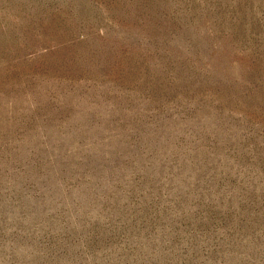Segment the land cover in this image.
<instances>
[{"label":"rangeland","instance_id":"rangeland-1","mask_svg":"<svg viewBox=\"0 0 264 264\" xmlns=\"http://www.w3.org/2000/svg\"><path fill=\"white\" fill-rule=\"evenodd\" d=\"M0 264H264V0H0Z\"/></svg>","mask_w":264,"mask_h":264}]
</instances>
